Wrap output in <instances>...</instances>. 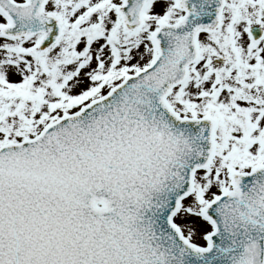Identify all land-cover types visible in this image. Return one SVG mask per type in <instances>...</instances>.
<instances>
[{"label":"snow or ice","instance_id":"1","mask_svg":"<svg viewBox=\"0 0 264 264\" xmlns=\"http://www.w3.org/2000/svg\"><path fill=\"white\" fill-rule=\"evenodd\" d=\"M0 264H264V0H0Z\"/></svg>","mask_w":264,"mask_h":264}]
</instances>
